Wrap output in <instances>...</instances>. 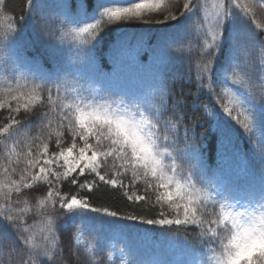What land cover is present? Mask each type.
Instances as JSON below:
<instances>
[{
	"label": "snow or ice",
	"instance_id": "obj_1",
	"mask_svg": "<svg viewBox=\"0 0 264 264\" xmlns=\"http://www.w3.org/2000/svg\"><path fill=\"white\" fill-rule=\"evenodd\" d=\"M79 7L80 0H27V14L54 50L63 49L57 30L77 42L54 74L41 73L34 59L0 65L9 74L0 89V264H116V252L119 264H212L207 253L217 251V241L223 251L215 264H264V124L256 120L264 114V27L255 19L264 0H221L212 18L206 0H136L77 24L65 9ZM178 17L191 18L187 35L153 49L151 79L133 89L111 86L114 73L138 63L143 42L123 46L106 75L91 56L97 36L111 24ZM0 20H12L3 0ZM230 26L232 53L217 84V51ZM176 57L189 62L195 91H174L159 71ZM225 85L234 90L227 103L217 91ZM200 92L243 129L250 158L241 159L236 145L223 151L227 138L215 123V104L212 111L204 101L187 109V96L196 104ZM213 127L219 149L209 164L204 141ZM101 186L122 193L133 211L96 206L91 196ZM141 205L144 214L135 211ZM77 212L98 214L100 222L87 215L76 222ZM37 217L44 224L39 244L30 223ZM117 221L156 226V233L129 235ZM83 229L95 234L94 246L74 240L72 232Z\"/></svg>",
	"mask_w": 264,
	"mask_h": 264
},
{
	"label": "trees",
	"instance_id": "obj_2",
	"mask_svg": "<svg viewBox=\"0 0 264 264\" xmlns=\"http://www.w3.org/2000/svg\"><path fill=\"white\" fill-rule=\"evenodd\" d=\"M221 1V0H220ZM45 4L51 6L55 0H41ZM136 0H80V7L76 11L70 8L65 9V15L71 17L77 24L90 23L99 18V14L104 7L119 5L127 6L135 3ZM168 0H165L167 3ZM4 13L12 18L11 21L0 20V65L8 68L16 61H35L38 70L46 75L54 74L59 66L66 60H70L73 55V50L76 47V40L73 36L64 37L59 30L55 33L57 44L63 49L60 51L54 50L49 44V37L43 36L32 23V14L28 12L27 0H3ZM67 3V0H65ZM206 9V7H205ZM206 12V10H204ZM27 14V15H26ZM203 15V13H202ZM25 16L21 21V17ZM159 18V17H157ZM255 19L258 24L264 27V11L256 10ZM9 23L12 27L9 28ZM192 23L190 17H178L176 21H168L164 24L142 23L138 21H125L121 23L111 24L107 26L93 41L91 48V56L98 68V70L106 75L110 74L114 68V56L120 51L123 46L133 47L138 41L143 42V48L138 58V63L128 65L123 74L114 73L110 78V85L117 88L133 89L143 82L151 79L155 67L152 61L153 49L168 40H176L178 37L186 36L189 24ZM233 27H229L228 34L222 39L221 47L217 51V58L214 65L215 75L214 79L217 84L223 83V68L227 65L232 53L231 38ZM193 39L192 45L195 44L196 38L199 36L198 26L192 27ZM185 52L189 50V42L186 41L183 45ZM258 62V61H257ZM189 62L180 57L174 58L166 66H160L159 71L166 76L169 86L176 92L181 89H191L195 91L194 80L187 78V71ZM8 73L0 71V89L5 86L8 78ZM217 91L225 97L227 103L233 95L234 90L229 86L217 87ZM192 97L187 96L186 107L188 110L200 107L199 102L204 101L208 104V111H212V104L216 106L215 123L222 130L227 138L224 144L223 151L230 154L232 146L236 145L241 159L250 158L251 146L248 143L246 135L242 134L243 129H238L227 116L223 113L222 108L216 103V98L205 96L204 92H200L196 96V104L192 103ZM197 116L200 114L197 113ZM257 125L264 124V114L258 113L256 116ZM206 127V125L202 126ZM202 129H198L200 131ZM220 132L216 127L209 129L206 132L204 141L205 155L209 164H214L217 159V152L219 149ZM86 191V190H85ZM92 202L96 206L118 207L124 212L133 211L132 208L127 207L126 197L120 192L107 189L101 186L100 190L96 191L91 196ZM136 212L144 214L146 209L143 205L135 209ZM87 215L93 219V222H100L98 214L94 213H80L74 214L76 222H79L78 217ZM36 234L35 242L40 243L39 235L44 228V224L40 218L37 217L35 222L30 221ZM118 225L122 226L123 231L129 235H136L140 233H156V226L144 225L138 222L117 221ZM65 230H68V225H64ZM109 224H105V230H108ZM191 231V229H189ZM60 235L59 232L56 233ZM75 238L78 236L82 241V247L87 245H95V234L87 229H83L82 233L72 232ZM226 242V241H225ZM217 249L215 253L208 252L209 257H213L212 264H215L214 257L219 256L223 249L219 241L213 246ZM110 249H106L108 251ZM92 253H86L91 255ZM178 256L179 249L176 252ZM114 259L116 264H119V253L116 252ZM7 260V255L4 256ZM107 264H112L108 261Z\"/></svg>",
	"mask_w": 264,
	"mask_h": 264
},
{
	"label": "rangeland",
	"instance_id": "obj_3",
	"mask_svg": "<svg viewBox=\"0 0 264 264\" xmlns=\"http://www.w3.org/2000/svg\"><path fill=\"white\" fill-rule=\"evenodd\" d=\"M220 0H206V13L209 18H212L219 10Z\"/></svg>",
	"mask_w": 264,
	"mask_h": 264
}]
</instances>
